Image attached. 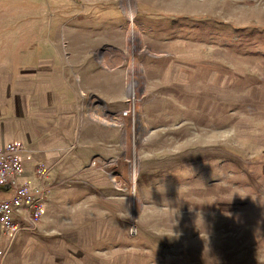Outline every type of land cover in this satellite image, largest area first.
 Masks as SVG:
<instances>
[{"label": "rangeland", "instance_id": "374dc122", "mask_svg": "<svg viewBox=\"0 0 264 264\" xmlns=\"http://www.w3.org/2000/svg\"><path fill=\"white\" fill-rule=\"evenodd\" d=\"M133 5L146 121L135 201L117 160L132 57L123 0H0V80L10 64L51 61L42 75L78 94L33 166L37 184L25 181L50 185L46 210L0 264H264V0Z\"/></svg>", "mask_w": 264, "mask_h": 264}, {"label": "crops", "instance_id": "0c3cea01", "mask_svg": "<svg viewBox=\"0 0 264 264\" xmlns=\"http://www.w3.org/2000/svg\"><path fill=\"white\" fill-rule=\"evenodd\" d=\"M48 62L51 61H42L39 65L36 62L28 65L10 64L20 67L19 70H4L0 80V143L15 140L24 143L27 151L21 154L24 172L20 181H32L34 185L37 178L33 166L42 162L43 153H48L44 149L50 144L47 138H52L54 131L61 129L64 123L61 113L71 109L78 99L76 82L65 81L62 86H55L54 81L42 75V72L47 71L46 67L50 69L52 66L47 65ZM67 63L65 70H76L79 60ZM93 72L96 73L95 70ZM98 75L101 76V71H98ZM112 86L115 84L108 85L107 90L110 91ZM60 91L73 94L69 96L70 99L64 100L59 95ZM12 193L10 186H0V199L8 198ZM6 248L10 249L9 239L0 223V250Z\"/></svg>", "mask_w": 264, "mask_h": 264}, {"label": "built area", "instance_id": "2783aa9c", "mask_svg": "<svg viewBox=\"0 0 264 264\" xmlns=\"http://www.w3.org/2000/svg\"><path fill=\"white\" fill-rule=\"evenodd\" d=\"M23 149L20 142L0 143V185L13 188L10 197L0 199V223L8 236L9 245L18 232L32 230L36 226V222L46 210L44 199L51 189L48 184L32 193L30 184L20 181V176L24 172L21 158ZM46 167L42 164L38 165L36 171L44 174L45 177L49 173V168ZM3 252L5 251L0 250V254Z\"/></svg>", "mask_w": 264, "mask_h": 264}, {"label": "bare ground", "instance_id": "6f19581e", "mask_svg": "<svg viewBox=\"0 0 264 264\" xmlns=\"http://www.w3.org/2000/svg\"><path fill=\"white\" fill-rule=\"evenodd\" d=\"M125 3L126 10L129 16L130 27L128 31V46L131 53V64H130V74H129V103L130 108L124 111L121 115H118L115 120L116 123H122L125 125V134H124V149L125 154L123 160L117 159L119 163L125 164L128 166L129 181L124 185L129 186L132 189L133 200L138 199V183L137 179L139 178V160L137 156V150L139 145L144 140V130L146 128V121L143 117V111L141 105L139 104V94L138 90L142 87L141 79L139 76L143 77L142 65L136 57V52L139 48V43L141 42V32L138 30L135 24V15L136 8L133 5V0H123ZM100 109H101V104ZM103 106V105H102ZM170 144L167 142L165 147H168ZM132 157H128V156ZM122 164V165H123Z\"/></svg>", "mask_w": 264, "mask_h": 264}]
</instances>
